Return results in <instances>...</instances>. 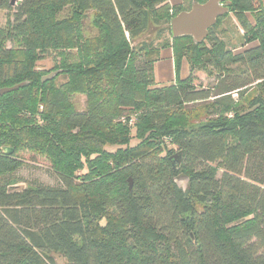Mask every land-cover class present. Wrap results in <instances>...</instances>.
Listing matches in <instances>:
<instances>
[{"label":"trees","instance_id":"16d2710c","mask_svg":"<svg viewBox=\"0 0 264 264\" xmlns=\"http://www.w3.org/2000/svg\"><path fill=\"white\" fill-rule=\"evenodd\" d=\"M192 1L205 0H0L13 9L0 27V89L26 82L0 94V264H57L52 253L61 264H264V7L224 2L245 34L234 51L215 32L227 14L200 43L171 37ZM152 27L159 40L132 44ZM164 49L175 78L162 85ZM50 52L59 63L37 69ZM200 73L213 86H197ZM256 81L262 92L238 106ZM71 93L85 95L84 112ZM205 100L210 117L187 123V104ZM22 152L44 156L59 185L19 184Z\"/></svg>","mask_w":264,"mask_h":264},{"label":"rangeland","instance_id":"374dc122","mask_svg":"<svg viewBox=\"0 0 264 264\" xmlns=\"http://www.w3.org/2000/svg\"><path fill=\"white\" fill-rule=\"evenodd\" d=\"M171 3H179L186 6L190 0H170ZM260 3L262 4V7H264V0H260ZM225 4V3H224ZM226 5V4H225ZM69 9L66 8L63 13H61V16L67 15ZM13 9H6V10H0V27H3L9 19L10 16H12ZM246 15H248V18L250 22L253 24V18L252 13L247 12ZM94 19V12L92 9H86L83 13L82 18L80 19L79 25L81 28V31L84 36H91L96 34L97 29L93 26L92 22ZM215 32L218 35L227 42L229 47H234V51L241 50L238 46L240 43L244 41V33L241 29L239 23L235 19L234 15L232 13H229L225 15L220 23L216 25ZM157 32L154 27H152L145 36L136 39L132 41V44H136L137 42L141 40H153L156 42L159 40L157 37ZM256 41H251L248 43L245 47H250L253 45H256ZM12 44L10 42H7V46H11ZM167 52L168 50L164 49L163 51ZM162 51V52H163ZM166 53L162 55L159 59V64H162L163 70L165 69V65L167 66V72L168 74L166 76H161L159 74L158 67L155 68V83H160L162 85L170 83L175 78L174 70L171 68V62L169 57ZM72 60L76 58L75 51H72ZM60 61V57L57 56L56 52H50L45 54L43 59L37 61L36 68L39 70H50L55 65H57ZM156 65V64H155ZM182 76H186L188 74V66L186 61L182 63ZM157 68V70H156ZM187 68V69H186ZM158 77H157V76ZM66 80V77L63 74H59L57 76L56 81L58 83H61ZM215 82V77H206L204 73H200L199 76L195 77L194 83L197 86H213ZM258 81L254 82L252 84V87H249V90L246 92L245 96L238 102V106L241 105L243 107H247L251 100L257 98L259 94L262 92L261 84L257 83ZM71 102L73 103L76 112H84L86 108V97L83 94L80 93H71L69 95ZM209 101H197L195 103H188V114L187 117H185L187 123H198L201 121H204L206 118L210 117V106ZM22 159V166L15 172V175L19 176L22 179V182L19 184H23L24 186L29 185V183L32 180H38L42 182L43 184L48 185H59L58 177L56 172L52 169L49 161L39 154L30 153V152H22L19 156ZM176 163V162H174ZM54 260L57 261V257L53 256Z\"/></svg>","mask_w":264,"mask_h":264},{"label":"water","instance_id":"95a60500","mask_svg":"<svg viewBox=\"0 0 264 264\" xmlns=\"http://www.w3.org/2000/svg\"><path fill=\"white\" fill-rule=\"evenodd\" d=\"M15 0H11L13 4ZM226 0H205L203 2L192 1L189 8L179 11L170 20V34L172 38L189 36L195 43H200L205 40L208 34V29L216 24L219 17L224 16L229 12V7L224 4ZM60 70L53 71L46 76H43L41 81L53 78ZM26 82L16 84L10 87L0 89V94L10 92L23 86ZM5 154H11L13 149L8 146L2 147ZM180 153H174L170 156L177 164L174 169L180 168ZM129 181V189H131V180ZM175 181L185 188L188 178L184 173H179L175 177ZM19 186L17 188H21ZM52 256L57 257V264H61L62 256L52 253Z\"/></svg>","mask_w":264,"mask_h":264},{"label":"crops","instance_id":"0c3cea01","mask_svg":"<svg viewBox=\"0 0 264 264\" xmlns=\"http://www.w3.org/2000/svg\"><path fill=\"white\" fill-rule=\"evenodd\" d=\"M168 54H167V52H166V50L165 51H163L162 52V55L164 54V53H166L169 57H171V50H169L168 49ZM170 62H171V68H172V70H174V66H173V60H172V58L170 59ZM156 67H158V69H159V74H158V76L159 75H161V76H166L167 74H168V72H167V66L165 65V69L163 70V66H162V64H159V61L156 63V65H155ZM187 69V68H186ZM156 70H157V68H156ZM154 72H155V69H154ZM182 66H181V70H180V76L181 77H183L182 75ZM157 76V75H156ZM157 76V77H158ZM154 77H155V73H154Z\"/></svg>","mask_w":264,"mask_h":264}]
</instances>
